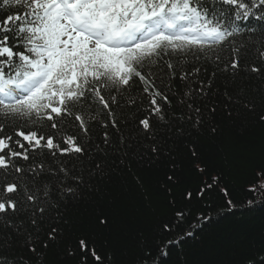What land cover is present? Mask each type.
<instances>
[{"label":"snow or ice","instance_id":"snow-or-ice-1","mask_svg":"<svg viewBox=\"0 0 264 264\" xmlns=\"http://www.w3.org/2000/svg\"><path fill=\"white\" fill-rule=\"evenodd\" d=\"M237 127L264 129V0H0V264H117L108 186L156 171L175 207L182 160L208 176L203 142ZM221 181L185 190L135 264L169 255L194 198L230 197Z\"/></svg>","mask_w":264,"mask_h":264},{"label":"trees","instance_id":"trees-1","mask_svg":"<svg viewBox=\"0 0 264 264\" xmlns=\"http://www.w3.org/2000/svg\"><path fill=\"white\" fill-rule=\"evenodd\" d=\"M218 143L220 147L203 142L199 166H207L208 176L196 171L188 158L182 160V183L173 189L175 207H169L173 197L163 191L162 173L156 171L143 172V187L132 176L108 186L111 202L106 198L103 207L109 227L99 229L97 239L107 240L106 250H115L117 264H135L141 237L158 240V223L171 220L176 208L185 207L181 194L199 189L209 176L218 173L235 207L226 205L228 198L219 190L210 191L202 199L194 198L187 204L191 215L171 237L178 242L169 246V255L160 257L158 264H259L264 258V197L248 189L256 182L257 171L264 167V129L237 127L226 131ZM249 200L255 203L249 205ZM201 214L211 219H198ZM83 227L95 229V223L86 218ZM186 231L194 235L181 239ZM209 237L217 243L201 242Z\"/></svg>","mask_w":264,"mask_h":264}]
</instances>
